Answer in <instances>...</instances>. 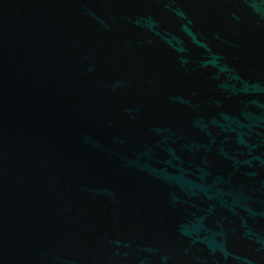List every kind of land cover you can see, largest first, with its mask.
Here are the masks:
<instances>
[{
	"label": "water",
	"instance_id": "1",
	"mask_svg": "<svg viewBox=\"0 0 264 264\" xmlns=\"http://www.w3.org/2000/svg\"><path fill=\"white\" fill-rule=\"evenodd\" d=\"M0 264H264V0H0Z\"/></svg>",
	"mask_w": 264,
	"mask_h": 264
}]
</instances>
